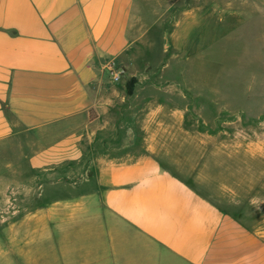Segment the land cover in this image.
<instances>
[{
  "label": "crops",
  "instance_id": "1",
  "mask_svg": "<svg viewBox=\"0 0 264 264\" xmlns=\"http://www.w3.org/2000/svg\"><path fill=\"white\" fill-rule=\"evenodd\" d=\"M245 8L258 11L255 0H0V207L11 189L37 206L0 214L34 224L0 239L58 233L63 264H264V229L247 221L256 198L223 181L231 154L215 150L220 136L185 130L195 124L182 106L158 104L151 116L141 82L130 95L107 82L109 68L136 61L140 31L157 16L167 50L187 32L231 29L224 16ZM56 187L81 190L76 231L53 229L55 205L71 198L47 199Z\"/></svg>",
  "mask_w": 264,
  "mask_h": 264
},
{
  "label": "rangeland",
  "instance_id": "2",
  "mask_svg": "<svg viewBox=\"0 0 264 264\" xmlns=\"http://www.w3.org/2000/svg\"><path fill=\"white\" fill-rule=\"evenodd\" d=\"M255 2L258 6L255 14L245 8L240 9L244 12L237 9V14L224 16V23L231 29L187 32L178 47L167 50L163 48H167L164 44L168 38V25L167 30L162 31L164 18L150 15L149 19L159 17V21L157 19L140 31L141 39L134 46L138 58L127 67L109 68L107 82L126 87V83L135 78L134 88L139 82L145 85L143 97L151 103V116L158 104L167 102L171 107L182 106L185 108L182 117L195 124L190 126L188 123L185 130L192 134L219 135L221 139L215 143V150L222 149L231 154L229 176L224 175L227 180L223 181L238 183L239 188L244 189L246 199L256 198L254 207L246 208L247 221L264 229V0ZM158 112L152 131L162 129L158 124L163 119L174 118L171 109L156 114ZM175 130L177 128L169 127L166 134H173ZM165 145L169 150L174 146L173 143ZM237 166L244 168L245 174L233 175ZM23 171H26L25 167ZM213 179L217 184L221 182L219 175H214ZM21 181L16 182L21 184ZM62 188L56 187L46 193L47 199L67 194L71 197L68 206L55 205L53 229L55 232L76 231L78 215L74 210L81 190ZM25 196L23 203L15 201L13 189L8 190L0 214L25 216L34 213L37 206L31 205L30 193ZM63 210L74 215L69 223H63ZM14 220L0 223V230L34 229L33 223ZM13 241L16 240L0 239V263L63 264L59 248L62 239L58 233L48 241L31 239L18 241L17 245L9 244ZM76 241L71 240V243ZM79 257L78 250L73 252V263H77Z\"/></svg>",
  "mask_w": 264,
  "mask_h": 264
},
{
  "label": "trees",
  "instance_id": "3",
  "mask_svg": "<svg viewBox=\"0 0 264 264\" xmlns=\"http://www.w3.org/2000/svg\"><path fill=\"white\" fill-rule=\"evenodd\" d=\"M136 85V80L135 78H131L127 83H126V93L130 95L133 92V88Z\"/></svg>",
  "mask_w": 264,
  "mask_h": 264
},
{
  "label": "water",
  "instance_id": "4",
  "mask_svg": "<svg viewBox=\"0 0 264 264\" xmlns=\"http://www.w3.org/2000/svg\"><path fill=\"white\" fill-rule=\"evenodd\" d=\"M166 41V40H165ZM167 46V42H165V44H164V47H166Z\"/></svg>",
  "mask_w": 264,
  "mask_h": 264
}]
</instances>
